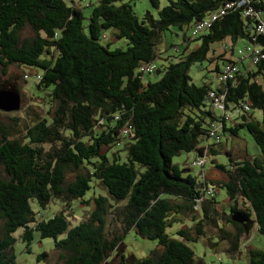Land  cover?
Segmentation results:
<instances>
[{
	"label": "trees",
	"instance_id": "1",
	"mask_svg": "<svg viewBox=\"0 0 264 264\" xmlns=\"http://www.w3.org/2000/svg\"><path fill=\"white\" fill-rule=\"evenodd\" d=\"M122 1L100 0L86 33L75 1L0 0V66L38 69L37 98L46 110L24 136L17 137L0 120V167L6 174L0 178V264H18L14 235L20 230L29 252L36 233L53 239L59 264H207L191 244L207 239L208 228L220 231L218 242L208 241L213 249L225 242V249L239 256L250 232L232 221L238 213L254 217L264 235V60L252 66L238 60L239 52L235 60L226 58L216 65L214 82L226 63L238 64L239 72L217 88L198 85L190 75L193 65L212 62L214 45L227 40L234 47L245 40L264 51V36L257 32L264 0L250 6L258 14L245 16L249 7L235 6L196 35L199 23L240 0H166L165 7L162 0H150L158 14L147 12L143 18L130 3L118 5ZM190 27L193 36L185 37L180 57L164 58L160 47L166 33ZM108 30L129 47L111 50L113 37L104 45ZM151 65L157 66L155 72H142ZM153 74L162 77L154 82ZM9 86L0 90L17 89L18 83ZM212 92L225 96V114L215 110ZM231 110L239 113L235 122ZM254 111L262 113V122ZM241 130L251 134L260 156L242 159L225 152L227 138ZM193 152L191 165L201 167L202 176L210 160L225 180H200L191 166L174 162ZM225 153L230 169L218 162ZM94 181L108 196L96 192ZM216 187L227 191L231 230L219 225L226 214H220ZM109 198L125 204L113 205ZM92 201L90 215L74 226L68 211L75 202L90 207ZM56 203L63 210L47 219ZM187 220L195 225L169 233ZM131 231L158 241L163 253L144 259L127 255L125 238ZM50 258L44 252L38 260ZM250 261L264 264V251L250 250Z\"/></svg>",
	"mask_w": 264,
	"mask_h": 264
},
{
	"label": "rangeland",
	"instance_id": "2",
	"mask_svg": "<svg viewBox=\"0 0 264 264\" xmlns=\"http://www.w3.org/2000/svg\"><path fill=\"white\" fill-rule=\"evenodd\" d=\"M69 4H74L80 7L85 16V31L89 33L90 26V17L93 11V8L99 3L100 0H66ZM123 3H130L137 15L140 18L147 12H151L154 15L158 14V10L153 6L150 0H123L119 2L118 5ZM167 4L166 0H162V7H165ZM114 31L108 30L104 33V38L102 43L104 45H108L112 40L110 49H124L126 50L129 47V42L126 39L116 40L113 36ZM193 36V27L181 31L177 28H172L171 31L166 33L164 43L160 47L161 53L164 58L174 57L179 58L183 53V49L187 47L184 45L185 37L191 38ZM245 40H239L235 45L236 57L238 58L239 50H244L245 48ZM197 43H192V48L195 47ZM179 49V51L177 50ZM211 59L207 60L202 64L193 65L190 70V75L193 78L194 82L198 85H203L205 83L211 84L213 87H218V82H214V78L217 74L216 65L218 63H223L226 60V52L224 44H215L214 51L211 53ZM157 64L161 66L163 64V60H158ZM38 72V69L30 68L27 66H22L21 68L16 65L10 66L7 70H4L0 66V88L4 85L9 86V83H18L17 91H20L23 102L21 110L13 113H5L0 111V120L3 124L10 128L12 132L16 133V136H24L28 130V128L38 120V118L43 115H46V110H43V100L37 98L40 95L36 87L35 76L34 73ZM26 75H29V80L26 78ZM152 81L157 82L161 79V75L153 74ZM231 115L233 122L237 120L235 117V113L237 111L231 110ZM254 118L262 122L263 115L260 111H254ZM16 131V132H15ZM239 137L245 142L246 153L242 159H245L246 155L256 157L261 155V151L255 143L253 137L247 130H241ZM233 141H230V147L232 146ZM122 149L121 146L116 147V150ZM122 156L125 158V153H122ZM241 156V155H240ZM196 153H183L182 155L176 157L174 162L176 164H180L183 167L191 166V163L195 160ZM218 161L225 165L227 169L231 168L230 160L228 156L225 154H221L218 156ZM218 163V162H217ZM209 170L206 171L205 177L202 176L201 167H192V174L197 176L198 179L203 180V178L207 179V181H216L225 180L226 176L217 169L216 165L212 163L210 160L207 162ZM6 176L3 169L0 167V178L5 179ZM92 184L96 188V192L102 194V196H108L103 187L101 185H96L97 182H93ZM211 187H214L210 184ZM217 188V194L215 196L216 200L221 204L219 207L220 214H226V216H220L219 225L224 229L231 230L233 226L227 222V217L230 214L231 203L228 201V194L226 189ZM95 190H92L88 194V198L93 195ZM110 199V203L113 205H124L125 202H117L114 199ZM95 207V204L91 203L90 207L81 206L78 202L74 203L73 210L68 211V214L72 216L71 222L73 225H78L81 221L85 220L91 213L92 208ZM63 210V206L60 203L53 204L52 210L47 216V219L52 218L55 213ZM44 218V217H43ZM198 218H201V212L198 213ZM109 223L111 222V218L108 219ZM254 220V217H253ZM195 225L194 221L187 220L182 223H177L173 228L169 229V233L174 235L176 231L180 230L183 227H193ZM23 234V230L17 232L14 236L17 239L15 244V253L17 256L18 264H59L58 255L56 253L55 241L53 239H41L40 234L36 233V237L31 244L29 252L28 244L21 240V236ZM3 235V222L0 220V238ZM208 238H201L197 243L191 244L194 250L197 253V256L203 258L207 264H251L250 261V250H260L264 251V235L259 231V227L257 223H254L250 230V236L244 237L242 241L241 252L239 256H233L231 253L227 251L226 243H220L218 248L213 249L210 243L218 242L220 237V231L214 228L207 229ZM210 239V240H209ZM125 244L127 246V255L134 254L140 259L148 258L153 255L159 257L163 253L162 247H160L158 241H153L147 238H143L136 234L135 231H131L125 238ZM44 252L49 253L51 258L49 260L39 261L38 258Z\"/></svg>",
	"mask_w": 264,
	"mask_h": 264
},
{
	"label": "built area",
	"instance_id": "3",
	"mask_svg": "<svg viewBox=\"0 0 264 264\" xmlns=\"http://www.w3.org/2000/svg\"><path fill=\"white\" fill-rule=\"evenodd\" d=\"M253 0H240L237 4L236 3H229L224 8H222L217 13H214L210 19L199 23L196 28L194 34L206 30L208 28H211L213 23L216 22L221 16L227 14L228 10L234 8L237 6L238 9L241 7H249L245 12V16H253L255 14H258L251 6ZM258 34L264 36V21L261 22L257 27ZM240 62H244L246 60H249L252 66H256L259 64L262 60H264V51L262 48H260L258 45L254 44H248L244 50L239 51V59ZM157 69V66L151 65V66H145L141 70L145 73H153ZM239 72V65L235 63H226L221 73L219 74L217 78V82L220 84L228 83L229 81L233 80L236 75ZM211 97L213 99V106L215 110L218 111V113L225 114L226 108H225V96L219 95L215 92L211 93ZM246 110H250L249 106H246ZM205 163V162H204ZM203 163V164H204Z\"/></svg>",
	"mask_w": 264,
	"mask_h": 264
},
{
	"label": "water",
	"instance_id": "4",
	"mask_svg": "<svg viewBox=\"0 0 264 264\" xmlns=\"http://www.w3.org/2000/svg\"><path fill=\"white\" fill-rule=\"evenodd\" d=\"M23 97L21 93L15 89L0 90V111L5 113H13L21 110ZM234 223L241 224L247 232L256 223L255 220L243 214H234L232 216Z\"/></svg>",
	"mask_w": 264,
	"mask_h": 264
},
{
	"label": "crops",
	"instance_id": "5",
	"mask_svg": "<svg viewBox=\"0 0 264 264\" xmlns=\"http://www.w3.org/2000/svg\"><path fill=\"white\" fill-rule=\"evenodd\" d=\"M246 45H247V43H245L244 46L246 47ZM224 47H225V51H226V50H231L234 47V45L231 42V40H227L224 44ZM239 51H241V50H239ZM226 56H227L226 58H228V59H232V60L237 59L235 47H234V52L227 51ZM246 65H248V64H246ZM230 141H233L232 147H230ZM224 148L227 149V150H225V152L230 151L234 157H239L240 155H241L240 157H242V156H244L243 154H245L247 152L245 149V142L239 136L231 135L229 138H227V145H225ZM236 154L239 156H237ZM207 170H209V169H207ZM221 181L222 180H219V182H221Z\"/></svg>",
	"mask_w": 264,
	"mask_h": 264
}]
</instances>
